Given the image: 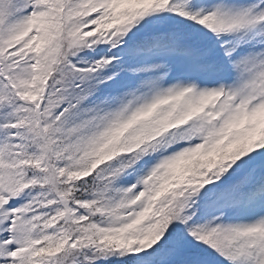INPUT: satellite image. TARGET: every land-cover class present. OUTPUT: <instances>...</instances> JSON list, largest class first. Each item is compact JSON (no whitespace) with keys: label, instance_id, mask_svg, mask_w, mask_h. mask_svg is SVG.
<instances>
[{"label":"snow or ice","instance_id":"obj_1","mask_svg":"<svg viewBox=\"0 0 264 264\" xmlns=\"http://www.w3.org/2000/svg\"><path fill=\"white\" fill-rule=\"evenodd\" d=\"M0 264H264V0H0Z\"/></svg>","mask_w":264,"mask_h":264}]
</instances>
